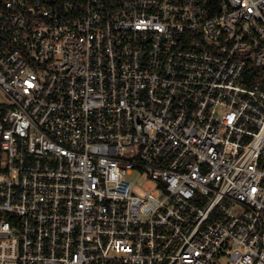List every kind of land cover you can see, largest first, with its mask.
Returning <instances> with one entry per match:
<instances>
[{"label":"built area","instance_id":"built-area-1","mask_svg":"<svg viewBox=\"0 0 264 264\" xmlns=\"http://www.w3.org/2000/svg\"><path fill=\"white\" fill-rule=\"evenodd\" d=\"M0 264H264V0H0Z\"/></svg>","mask_w":264,"mask_h":264},{"label":"rangeland","instance_id":"rangeland-1","mask_svg":"<svg viewBox=\"0 0 264 264\" xmlns=\"http://www.w3.org/2000/svg\"><path fill=\"white\" fill-rule=\"evenodd\" d=\"M3 100H5V96H4L3 92L0 89V102L3 101Z\"/></svg>","mask_w":264,"mask_h":264}]
</instances>
